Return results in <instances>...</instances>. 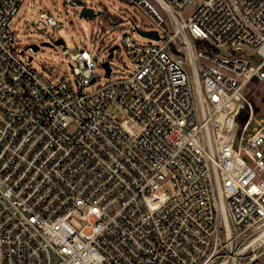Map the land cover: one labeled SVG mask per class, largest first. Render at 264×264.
<instances>
[{"label":"built area","instance_id":"built-area-1","mask_svg":"<svg viewBox=\"0 0 264 264\" xmlns=\"http://www.w3.org/2000/svg\"><path fill=\"white\" fill-rule=\"evenodd\" d=\"M122 1L159 33L135 68L51 80L0 0V264H264V0Z\"/></svg>","mask_w":264,"mask_h":264},{"label":"rangeland","instance_id":"rangeland-1","mask_svg":"<svg viewBox=\"0 0 264 264\" xmlns=\"http://www.w3.org/2000/svg\"><path fill=\"white\" fill-rule=\"evenodd\" d=\"M83 1L94 8L97 14L92 17L81 16V7L73 4L71 0H24L11 21L18 48L25 49V58L32 56L33 66L51 80H57L63 76H72L73 60L70 54H66V48L71 53L89 49L95 60L102 63V60L108 58L109 48L117 44L118 48L110 62L112 76H125L135 68V63L123 47L122 39L125 34H132L141 42L156 43L135 29V26L141 29L151 26L152 20L141 9L122 0ZM191 9L192 7L186 10L184 16ZM42 12L52 15L58 22H64L65 26H49L40 16ZM58 38H62L64 42L56 44ZM42 42H49L50 45H43ZM30 44H39L40 48L34 51L28 47ZM98 72L102 77L95 86L108 81L104 76V69L100 67ZM244 92L257 111H264V81H253ZM263 118L264 112L256 115L257 120ZM259 262L264 263V254Z\"/></svg>","mask_w":264,"mask_h":264},{"label":"water","instance_id":"water-1","mask_svg":"<svg viewBox=\"0 0 264 264\" xmlns=\"http://www.w3.org/2000/svg\"><path fill=\"white\" fill-rule=\"evenodd\" d=\"M71 2L73 4H76L78 6H80V15L81 16H85V17H92L94 15H96L97 13L95 12L94 8L88 6L83 0H71ZM98 13H101V11H99ZM137 31L146 36V37H151V38H155V39H158L159 38V33L157 30H144V29H141V28H137ZM63 39L62 38H58L56 40V44H61L63 43ZM43 45H50L49 42H42ZM28 47L32 48L34 51H37L39 48H40V45L39 44H30ZM118 48V45L115 44L113 46H111L109 48V55L108 57L111 58L114 56V50ZM104 67L106 68V71L107 73L109 74L110 71H111V67L109 65V61H105L103 63Z\"/></svg>","mask_w":264,"mask_h":264}]
</instances>
